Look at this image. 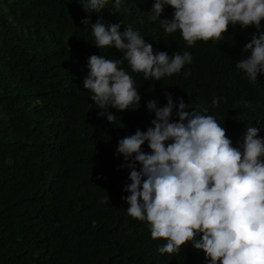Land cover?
Here are the masks:
<instances>
[{"label": "trees", "instance_id": "obj_1", "mask_svg": "<svg viewBox=\"0 0 264 264\" xmlns=\"http://www.w3.org/2000/svg\"><path fill=\"white\" fill-rule=\"evenodd\" d=\"M83 3L0 0V264H206L190 243L159 253L165 241L127 214L128 169L115 148L150 126L146 102L163 105L166 93L213 115L233 146L249 126L264 137V76L250 82L235 67L257 30L230 26L221 40L188 46L179 31L166 33L149 19L154 0H121L118 8L108 0L97 12H85ZM171 13L166 6L161 18ZM85 16L89 26L81 23ZM98 17L120 23V31L137 30L154 52L188 51L192 61L179 73L145 80L114 46H95L90 24ZM92 54L119 59L140 95L136 110L109 108L111 123L97 116L101 110L82 87ZM142 147L149 151L147 142Z\"/></svg>", "mask_w": 264, "mask_h": 264}, {"label": "clouds", "instance_id": "obj_2", "mask_svg": "<svg viewBox=\"0 0 264 264\" xmlns=\"http://www.w3.org/2000/svg\"><path fill=\"white\" fill-rule=\"evenodd\" d=\"M108 0H84L85 12H97ZM121 0H114L119 7ZM166 6L171 18H161ZM150 20H159L166 33L180 32L188 46L197 40L223 39L230 26H253L257 31L244 44L243 56L235 67L250 82L264 76V0H154ZM81 23L89 26L85 16ZM95 46L122 52L133 72L145 80L159 81L179 73L192 61L188 51H155L133 28L106 24L98 17L91 23ZM121 61L92 54L87 58V75L82 87L108 122L115 117L109 108L136 110L140 95L131 75L119 67ZM185 75H188L185 72ZM165 103L146 102L154 114L150 126L117 141L115 153L128 169L122 197L127 214L146 221L152 239L162 238L161 254L178 253L190 243L202 251L206 264H264V137L259 128H246L242 141L233 146L225 129L213 115L202 114L183 98L165 94ZM214 97L212 104L216 105ZM247 106L248 102H244ZM191 109L188 111L186 109ZM175 109V111H173ZM206 111V110H204ZM147 142L149 151L142 147Z\"/></svg>", "mask_w": 264, "mask_h": 264}]
</instances>
